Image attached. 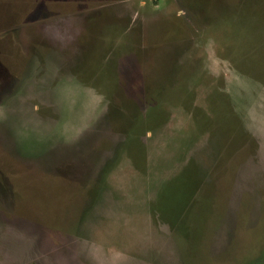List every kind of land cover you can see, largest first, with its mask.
<instances>
[{"label": "rangeland", "instance_id": "1", "mask_svg": "<svg viewBox=\"0 0 264 264\" xmlns=\"http://www.w3.org/2000/svg\"><path fill=\"white\" fill-rule=\"evenodd\" d=\"M0 264H264V0H0Z\"/></svg>", "mask_w": 264, "mask_h": 264}]
</instances>
